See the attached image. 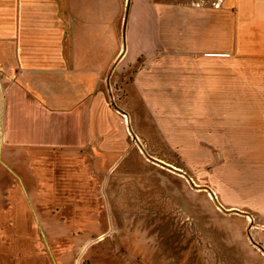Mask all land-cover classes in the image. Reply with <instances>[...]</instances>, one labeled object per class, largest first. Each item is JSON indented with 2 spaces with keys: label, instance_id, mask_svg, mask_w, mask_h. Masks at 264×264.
Returning a JSON list of instances; mask_svg holds the SVG:
<instances>
[{
  "label": "crops",
  "instance_id": "crops-1",
  "mask_svg": "<svg viewBox=\"0 0 264 264\" xmlns=\"http://www.w3.org/2000/svg\"><path fill=\"white\" fill-rule=\"evenodd\" d=\"M140 60L147 107L264 137V0H0V233L52 236L4 240L0 264H76L62 237L103 219L88 158L128 146L106 79Z\"/></svg>",
  "mask_w": 264,
  "mask_h": 264
},
{
  "label": "rangeland",
  "instance_id": "rangeland-1",
  "mask_svg": "<svg viewBox=\"0 0 264 264\" xmlns=\"http://www.w3.org/2000/svg\"><path fill=\"white\" fill-rule=\"evenodd\" d=\"M142 68L140 60L106 79L128 146L114 160L88 158L97 166L91 176L105 185L103 219L78 221L92 232L84 226L62 237L76 247V264H264V137L191 125L184 105L159 114L143 104ZM6 173L19 178L12 168ZM37 228L0 233V243L12 252L20 243L48 245L52 236Z\"/></svg>",
  "mask_w": 264,
  "mask_h": 264
}]
</instances>
